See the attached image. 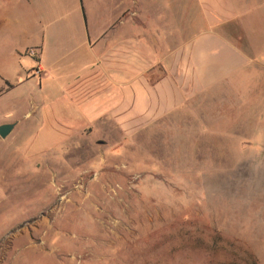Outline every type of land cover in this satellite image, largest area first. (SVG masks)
I'll return each mask as SVG.
<instances>
[{
  "label": "rangeland",
  "instance_id": "374dc122",
  "mask_svg": "<svg viewBox=\"0 0 264 264\" xmlns=\"http://www.w3.org/2000/svg\"><path fill=\"white\" fill-rule=\"evenodd\" d=\"M234 1L241 72L138 132L105 118L52 149L54 95L0 30V264H264V0Z\"/></svg>",
  "mask_w": 264,
  "mask_h": 264
},
{
  "label": "crops",
  "instance_id": "0c3cea01",
  "mask_svg": "<svg viewBox=\"0 0 264 264\" xmlns=\"http://www.w3.org/2000/svg\"><path fill=\"white\" fill-rule=\"evenodd\" d=\"M236 10L234 0H17L0 30L11 34V61H28V78L54 95L40 112L52 149L105 118L138 132L241 72L244 52L227 35Z\"/></svg>",
  "mask_w": 264,
  "mask_h": 264
},
{
  "label": "water",
  "instance_id": "95a60500",
  "mask_svg": "<svg viewBox=\"0 0 264 264\" xmlns=\"http://www.w3.org/2000/svg\"><path fill=\"white\" fill-rule=\"evenodd\" d=\"M13 128H14V125L12 124L1 125L0 126V139L1 140L6 139L12 132Z\"/></svg>",
  "mask_w": 264,
  "mask_h": 264
},
{
  "label": "built area",
  "instance_id": "2783aa9c",
  "mask_svg": "<svg viewBox=\"0 0 264 264\" xmlns=\"http://www.w3.org/2000/svg\"><path fill=\"white\" fill-rule=\"evenodd\" d=\"M27 55H28L30 58H32V59H34V58L36 57V54H35V52H34L33 50H30V51L27 53Z\"/></svg>",
  "mask_w": 264,
  "mask_h": 264
}]
</instances>
